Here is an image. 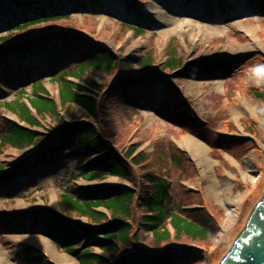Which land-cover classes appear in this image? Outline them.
I'll return each instance as SVG.
<instances>
[{
	"label": "rangeland",
	"instance_id": "obj_1",
	"mask_svg": "<svg viewBox=\"0 0 264 264\" xmlns=\"http://www.w3.org/2000/svg\"><path fill=\"white\" fill-rule=\"evenodd\" d=\"M196 1L129 0L130 8L140 11L144 21L140 36L106 10L72 13L61 24L81 23L83 34L91 30L92 38L116 57L117 74L124 81L148 79L150 88L154 86L157 95L152 106H128L120 98L109 107L116 109L115 116L102 113L107 119L101 123L108 132L110 128L120 135V129H129L121 143L128 146L138 142L136 153L145 154L142 164L131 168L135 175L131 184L138 192L142 189V172L152 170L168 180L173 201L186 206L184 212L179 211L181 215L190 217L198 210L199 214L210 215L206 226L215 235L195 244L181 239L186 247H197H192L194 253L183 255V264H218L264 192V4H254V0H205L203 7H198ZM121 5L122 9L113 13L128 15ZM171 44L182 60L181 66L158 77L156 70L164 66ZM5 48L8 47L0 51ZM148 50L155 66L144 77L146 73L138 70L137 63ZM191 68L197 72L189 73ZM5 74L10 78L8 72ZM44 85L58 102L56 84L46 81ZM150 88H144L140 95L147 96ZM7 90H0V100L16 97L15 90ZM74 112L84 113L78 107ZM190 114L195 121L187 117ZM17 122L20 121L14 114L0 107V131ZM38 122L37 130L49 132L52 128L47 117H40ZM187 139L201 150L197 151ZM41 152L40 146L6 147L0 155L5 168L2 174L6 175L0 182L15 187L8 196L1 193H6L9 186L0 192V216L26 221V230L17 224L3 227L0 222V264L35 263L43 260L38 255L45 256L51 264H78L42 233L44 226L37 218L46 211L67 213L59 195L67 185L63 179L75 169V157L63 159L62 166L43 174L38 171L28 175L25 181L32 185L16 178L19 171L30 170L33 159ZM143 164L145 168L141 169ZM75 183L89 189L128 184L113 176L101 182L79 179ZM72 216L76 223L87 225L84 217ZM147 238L150 234L143 237L148 244ZM94 251L104 255L97 248Z\"/></svg>",
	"mask_w": 264,
	"mask_h": 264
},
{
	"label": "trees",
	"instance_id": "obj_2",
	"mask_svg": "<svg viewBox=\"0 0 264 264\" xmlns=\"http://www.w3.org/2000/svg\"><path fill=\"white\" fill-rule=\"evenodd\" d=\"M117 1L122 3L128 15L117 16L113 13L118 8L122 9ZM196 2L203 6V0ZM93 10H106L126 24L136 36L144 33V21L139 11L130 8L127 0H0V45L34 35L30 45L20 48L18 52L23 63V74L18 70L17 57L12 50H4L0 55V89H14L3 66L18 83V89H14L16 97L0 101V107L14 114L29 128L37 125L31 109L39 117H48L54 127L49 135L8 124V130L0 131V155L6 147L23 149L44 144L50 157L39 154L33 159L29 171H19L17 174L16 178H23L26 183H30L25 181L29 180L28 175L38 171L43 174L54 166H62L63 159L75 157V169L68 174V178L63 179L67 185L59 195L67 213L59 217L46 212L37 218L44 226L42 233L77 258L80 264H183V255L191 254L195 250L192 247H197L189 245L188 248L181 243V239L195 244L212 239L215 235L206 226L210 215L199 214V210L190 217L181 215L179 211L184 212L186 206L173 201L168 180L152 170L142 172L141 192L132 186L135 175L131 168L141 165L145 154L141 151L136 153L140 146L138 142L128 146L121 143L122 137L130 133L129 129H120L122 135L110 128L108 132L101 123L107 119L102 113L115 116L116 109L109 107L112 101L120 98L128 106L150 107L155 102L157 91L154 86L150 88L151 84L146 78L142 81H124L117 74L116 57L103 43L93 40L91 30L90 33L86 30L87 36L77 34L85 30L81 23L61 24L68 21L72 13ZM54 28L59 30L58 34L47 36L46 33ZM100 32L97 31V34ZM64 47L66 52H63ZM148 52L150 50L137 63L142 73L150 72L155 66ZM176 53L175 46L169 45L164 66L156 70L158 77L163 78L166 72L173 73L180 68L182 60ZM196 72L197 69L191 68L189 73ZM69 78H75L79 83ZM46 81L56 84L59 109L44 86ZM143 85L150 88L147 96L140 95L144 90ZM74 105L84 113L76 115ZM60 112L66 115L67 122L61 121ZM187 117L196 120L191 114ZM123 125L127 126L126 123ZM99 153L104 154L93 158ZM144 166L140 168L144 169ZM4 170L0 162V174ZM108 175L125 180L128 185L89 189L75 183L79 179L101 182ZM18 184H22V181ZM8 186V182H0V192ZM9 187L6 193L1 194L10 195L15 187ZM99 207L106 209L107 213L99 211ZM73 213L86 217L89 227H77L71 221ZM13 220L14 216H0L3 227L17 224L26 230V221ZM148 234L150 238H147V244L143 237ZM163 243L166 244L160 248ZM94 247L104 255L95 252ZM42 259L29 264H50L46 258Z\"/></svg>",
	"mask_w": 264,
	"mask_h": 264
},
{
	"label": "water",
	"instance_id": "obj_3",
	"mask_svg": "<svg viewBox=\"0 0 264 264\" xmlns=\"http://www.w3.org/2000/svg\"><path fill=\"white\" fill-rule=\"evenodd\" d=\"M218 264H264V192Z\"/></svg>",
	"mask_w": 264,
	"mask_h": 264
},
{
	"label": "bare ground",
	"instance_id": "obj_4",
	"mask_svg": "<svg viewBox=\"0 0 264 264\" xmlns=\"http://www.w3.org/2000/svg\"><path fill=\"white\" fill-rule=\"evenodd\" d=\"M255 112L257 113V111H255ZM261 114H262V117L264 118V112H261ZM187 140H188L187 142L190 143L191 145H193L196 148L197 151H200L201 150V147L198 144H194L190 139H187ZM230 212H232V209L230 210Z\"/></svg>",
	"mask_w": 264,
	"mask_h": 264
}]
</instances>
